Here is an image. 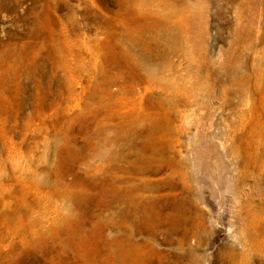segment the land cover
Segmentation results:
<instances>
[{"label":"rangeland","instance_id":"obj_1","mask_svg":"<svg viewBox=\"0 0 264 264\" xmlns=\"http://www.w3.org/2000/svg\"><path fill=\"white\" fill-rule=\"evenodd\" d=\"M0 264H264V0H0Z\"/></svg>","mask_w":264,"mask_h":264}]
</instances>
